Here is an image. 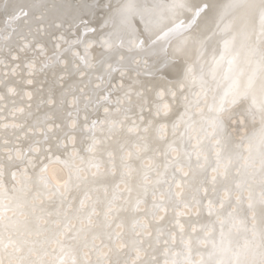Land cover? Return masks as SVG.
<instances>
[{
	"label": "bare ground",
	"instance_id": "obj_1",
	"mask_svg": "<svg viewBox=\"0 0 264 264\" xmlns=\"http://www.w3.org/2000/svg\"><path fill=\"white\" fill-rule=\"evenodd\" d=\"M233 2L0 0V164L32 161L0 177L5 264H227L245 245L259 259V175L243 167L259 117L250 101L217 109L234 91L259 100L264 33Z\"/></svg>",
	"mask_w": 264,
	"mask_h": 264
},
{
	"label": "snow or ice",
	"instance_id": "obj_2",
	"mask_svg": "<svg viewBox=\"0 0 264 264\" xmlns=\"http://www.w3.org/2000/svg\"><path fill=\"white\" fill-rule=\"evenodd\" d=\"M135 6L133 4H129L126 6V10H131L133 9ZM174 8H179V9H184L187 6L184 3H177L175 5H173ZM209 7L208 4H203V6L201 8H199L194 14H193V19L191 21V23H195V19L196 17H198L200 15V12L203 11L204 9H207ZM226 8H231V9H243L244 10V15L242 17V20L245 22V24L250 23L255 16L258 14L259 15V19H260V23H261V32L264 33V0H245V2L241 3L239 2V0H234L233 3L226 5ZM21 14H26L23 13V10H21ZM147 27V26H146ZM226 46L228 44V42L226 41ZM249 54L250 56H258L259 60H258V69L261 73V77H262V83H261V88H260V98L259 100H257V97L255 96L254 93L250 92V91H244V92H240V91H234L231 93V95L229 96V93H225V96L222 98L221 103L217 109L218 113H223L227 111L226 105L228 107H231L233 105H236L237 103H244L247 101H250V104L248 106L247 112H248V116L250 117L251 121L253 123H255V121L257 120V116L259 117V123L261 125L260 128V148L259 151L257 153V155L255 157H253L252 152H251V142L249 144V157L246 158L244 160V165L243 167L247 170V176L252 179L253 181H255V178L257 175H259V184H260V198L258 201L259 204V208H260V216H261V220H262V227L259 231V239H260V244H259V259H249L247 258L251 253V251L248 249V246L245 245V252L243 254H236V259L235 260H229L227 262V264H264V39L261 40L260 45L258 48H250L249 49ZM111 67V66H109ZM123 75V74H122ZM253 81H254V77H250L249 78V88L251 89L253 87ZM118 87L123 88V84L121 83L120 85H118ZM141 88H144L145 91H147V88L145 85L141 84L140 85ZM130 90H131V86H130ZM172 96H175V92L171 93ZM136 95L138 97H140L141 99V110L143 111V102H144V97L142 96L141 93L137 92ZM161 95H163V93H161ZM126 98L130 99V97H128V94L125 93ZM185 99H187L185 97ZM165 114L167 113L169 106L167 104H164L162 106ZM105 111L107 112L108 109H105ZM161 114V106H157V112L156 115L159 116ZM225 119H230V117H224L221 115H218L216 117V119L214 120L213 124H214V128L218 129V130H223L224 128V120ZM238 130L234 129L233 132L237 133ZM239 135L241 136V138H243L244 133H239ZM217 144L220 143L219 140L216 141ZM170 147V151L173 153H176L177 155H179L178 153V149L169 146ZM30 152L32 151H40V149H29ZM217 155L219 156V153H217ZM20 163H32V161L30 159L27 158L25 153L20 152L19 150H17L16 152V156L15 159H13V157L9 156L7 158V162L6 165L5 164H0V177H2L4 175V168L5 166L11 167L13 165H18ZM229 163H231V160H229ZM46 167L44 169H42V172L46 171ZM202 167V166H200ZM180 171H183V169H180ZM215 171V169H214ZM13 176H15V173L12 174ZM189 175L188 172H183V176L187 177ZM225 175H226V171H225ZM215 179V177L213 178ZM176 187L178 189H182V185L181 184H177ZM237 187H239V185H237ZM249 188H251V184L248 185ZM182 190L181 191H177L175 193L176 197H180L182 195ZM163 198V197H161ZM237 199H239V197H237ZM254 207V203L252 200V195L251 192H249V202H248V208L249 209H253ZM255 218H256V212L253 211L252 212V220H253V227L255 228ZM253 236H256V232L255 230H253ZM190 243V242H189ZM225 245V240H224V233L223 231L221 232V241H220V245H219V251L220 252H225L227 251V249L224 247ZM213 248L216 249L217 245L215 244V242L213 243ZM216 252L210 253V256H214L216 255ZM178 255V254H177ZM241 255L244 256V258H241ZM0 264H5L3 259H0ZM8 264H18V262L16 261H12L9 260ZM73 264H76L75 261H73ZM107 264H119V262H112L109 261L107 262ZM175 264V262H174ZM190 264V262H189ZM207 264H225V261L223 260H212L210 259Z\"/></svg>",
	"mask_w": 264,
	"mask_h": 264
}]
</instances>
